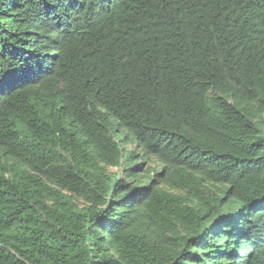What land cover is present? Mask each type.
Wrapping results in <instances>:
<instances>
[{
    "label": "trees",
    "instance_id": "trees-1",
    "mask_svg": "<svg viewBox=\"0 0 264 264\" xmlns=\"http://www.w3.org/2000/svg\"><path fill=\"white\" fill-rule=\"evenodd\" d=\"M0 264H264V0H0Z\"/></svg>",
    "mask_w": 264,
    "mask_h": 264
}]
</instances>
